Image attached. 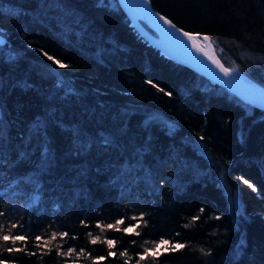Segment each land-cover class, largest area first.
I'll return each mask as SVG.
<instances>
[{
	"label": "trees",
	"instance_id": "trees-1",
	"mask_svg": "<svg viewBox=\"0 0 264 264\" xmlns=\"http://www.w3.org/2000/svg\"><path fill=\"white\" fill-rule=\"evenodd\" d=\"M150 2L264 86V0ZM0 30V224L28 237L0 260L136 264L164 237L186 246L141 264H264V110L160 54L117 0H0Z\"/></svg>",
	"mask_w": 264,
	"mask_h": 264
},
{
	"label": "snow or ice",
	"instance_id": "snow-or-ice-1",
	"mask_svg": "<svg viewBox=\"0 0 264 264\" xmlns=\"http://www.w3.org/2000/svg\"><path fill=\"white\" fill-rule=\"evenodd\" d=\"M160 21L163 22L164 25L169 26L170 28L176 30L179 34H181L187 44L188 41L192 42V47L196 48V51L203 53L204 56L208 57V60L211 61V65H215V67H212L209 65L206 61V63L211 67L212 69V74L216 77L221 78L222 82L227 85L229 88L232 89L233 92L238 93L241 95L246 101L250 102L251 104H260L262 107H264V89L259 87L258 85L252 83L251 81L247 80L244 78V76L240 72V66L238 64H233L231 67H225L219 59H217L215 56L209 55L208 52H206L203 48H198L195 44V40L198 38L197 36L183 31L182 29H178L173 22L168 19L167 17H164L162 15L156 14ZM203 39L205 41L209 40L208 36H203ZM209 48H211V44H209ZM42 51V50H41ZM42 54L47 57L48 60H52L55 65H57L59 68H68L69 65L66 63L61 62L59 59H54L51 55H49L47 52H42ZM216 69H219L217 71ZM220 73H223V76L220 75ZM227 77V79H225ZM147 83L152 84V81H148ZM155 86V85H154ZM158 87V86H157ZM158 91L160 92H165L163 88L158 87ZM166 95L169 97L172 96L171 92H166ZM201 140L204 139V137H200ZM240 181L244 184L247 185L249 188H254V185L250 183L248 179H245L243 176L239 177ZM163 180L161 181V184H163ZM205 209L202 207L200 208V212L203 213ZM0 215H4V213L0 212ZM198 219L197 216H193L192 220L196 221ZM215 219L219 220L221 217L217 215ZM83 223V221H81ZM124 221L123 219L117 220L116 224H107L103 227L107 229H116V225L123 224ZM99 226V225H98ZM18 225L13 223L11 224L10 228L5 229V226L3 224H0V232L3 234H0V249H4L7 251V253L12 254L15 252H26L27 249L26 247H20L17 248L16 244L17 242H21L22 244H27L28 242V237L26 235H21V234H11L12 229L17 228ZM22 227V225H20ZM136 227H139V224L135 226H129L127 228H124V232H133L136 235H139L138 232H135ZM68 236L67 232H60L57 233L55 231L51 232L50 236L48 239H43L41 236H36L34 238V243L35 246L40 249L41 251H51L52 249L49 248V244L52 241L57 240L59 237L61 240H63L65 237ZM98 237H92L91 243L95 244L97 243ZM103 243H106L109 249H111L114 246V241L111 239L103 241ZM153 247H144L143 249V254H137L139 259L136 260V264H141V261L149 258V259H155L161 254H168V253H174L176 251L182 250L185 248V244L181 243L179 241H171L169 239H166L164 237H161L159 241H153ZM57 254L62 257H79V256H84L85 250L81 248L79 252H77L74 248L69 247L67 251H63L60 246L56 247ZM200 251L204 254H209L210 250L208 252L205 251V249L201 248ZM29 255H34L35 253H28ZM109 256H115L116 253L113 251L108 252ZM121 256H126V252L120 253ZM92 259V264H101V261L105 259V257H95L91 258ZM0 264H8L7 261L5 260H0ZM65 264H67V260L65 261Z\"/></svg>",
	"mask_w": 264,
	"mask_h": 264
},
{
	"label": "water",
	"instance_id": "water-1",
	"mask_svg": "<svg viewBox=\"0 0 264 264\" xmlns=\"http://www.w3.org/2000/svg\"><path fill=\"white\" fill-rule=\"evenodd\" d=\"M117 2L125 12L126 16L130 20L136 31L141 35V37L146 40V42L156 48L160 54L184 66L189 67L196 73L222 86L233 95L238 97L240 100L251 104L250 102L246 101L241 95L233 92L231 88H229L222 82L221 78L216 77L212 74V69L209 66L211 65V61L208 60V57L204 56L203 53L196 51V48L192 47L191 41H188L187 44L185 38L181 34H179L176 30L170 28L169 26L164 25L163 22L160 21L159 17L156 14L167 17L168 19L170 18L164 13L157 10L151 4L150 0H117ZM173 24H175L178 29H182L183 31L197 36L198 38L195 40V44L198 48H203L206 52L209 53V55L215 56L217 59H219L225 67H229L225 65L219 58L214 44L208 34L199 31L186 30L178 26L174 22ZM205 35L209 37V40L205 41L203 39V36ZM3 41L4 38L0 35V44L3 43ZM209 44H211V48H209ZM211 66L215 67V65ZM216 70L219 71V69ZM220 75L223 76V73H220ZM244 78L264 89V86H262L261 84L250 80L245 76ZM225 79H227V77H225ZM251 105L264 110V107H262L260 104Z\"/></svg>",
	"mask_w": 264,
	"mask_h": 264
},
{
	"label": "rangeland",
	"instance_id": "rangeland-1",
	"mask_svg": "<svg viewBox=\"0 0 264 264\" xmlns=\"http://www.w3.org/2000/svg\"><path fill=\"white\" fill-rule=\"evenodd\" d=\"M0 35H1V36H3V38H4V34L2 33V31H1V30H0Z\"/></svg>",
	"mask_w": 264,
	"mask_h": 264
},
{
	"label": "clouds",
	"instance_id": "clouds-1",
	"mask_svg": "<svg viewBox=\"0 0 264 264\" xmlns=\"http://www.w3.org/2000/svg\"><path fill=\"white\" fill-rule=\"evenodd\" d=\"M261 59H264V57H261Z\"/></svg>",
	"mask_w": 264,
	"mask_h": 264
},
{
	"label": "bare ground",
	"instance_id": "bare-ground-1",
	"mask_svg": "<svg viewBox=\"0 0 264 264\" xmlns=\"http://www.w3.org/2000/svg\"><path fill=\"white\" fill-rule=\"evenodd\" d=\"M242 74V73H241Z\"/></svg>",
	"mask_w": 264,
	"mask_h": 264
}]
</instances>
